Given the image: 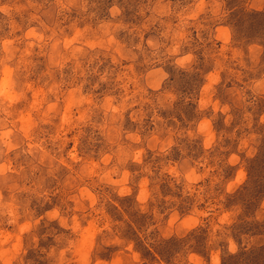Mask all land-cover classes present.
<instances>
[{
  "label": "rangeland",
  "instance_id": "1",
  "mask_svg": "<svg viewBox=\"0 0 264 264\" xmlns=\"http://www.w3.org/2000/svg\"><path fill=\"white\" fill-rule=\"evenodd\" d=\"M0 264H264V0H0Z\"/></svg>",
  "mask_w": 264,
  "mask_h": 264
},
{
  "label": "trees",
  "instance_id": "2",
  "mask_svg": "<svg viewBox=\"0 0 264 264\" xmlns=\"http://www.w3.org/2000/svg\"><path fill=\"white\" fill-rule=\"evenodd\" d=\"M260 250H263L262 247L260 248Z\"/></svg>",
  "mask_w": 264,
  "mask_h": 264
},
{
  "label": "clouds",
  "instance_id": "3",
  "mask_svg": "<svg viewBox=\"0 0 264 264\" xmlns=\"http://www.w3.org/2000/svg\"><path fill=\"white\" fill-rule=\"evenodd\" d=\"M185 59H188L187 57Z\"/></svg>",
  "mask_w": 264,
  "mask_h": 264
}]
</instances>
